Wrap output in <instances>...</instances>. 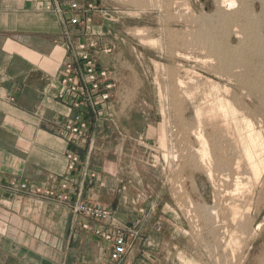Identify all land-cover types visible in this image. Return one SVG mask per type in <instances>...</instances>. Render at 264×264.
<instances>
[{"label": "rangeland", "instance_id": "obj_1", "mask_svg": "<svg viewBox=\"0 0 264 264\" xmlns=\"http://www.w3.org/2000/svg\"><path fill=\"white\" fill-rule=\"evenodd\" d=\"M236 1L225 11L221 0H96L102 12H95V28L115 46L116 88L112 115L101 123L108 128L95 141V165L102 171H95L89 202L110 208L119 225L137 230L126 263L264 264V167L257 183L244 160L238 171L225 162L218 167L222 143L212 133L209 174L193 134L196 109L213 84L239 109V125L251 120L264 135V0ZM234 11L247 14L249 25L237 17L228 26L222 41L232 49V63L217 74L220 66L208 58L199 35L215 16ZM237 177L249 204L238 205L230 224L223 218L234 212L220 206L217 194Z\"/></svg>", "mask_w": 264, "mask_h": 264}, {"label": "crops", "instance_id": "obj_2", "mask_svg": "<svg viewBox=\"0 0 264 264\" xmlns=\"http://www.w3.org/2000/svg\"><path fill=\"white\" fill-rule=\"evenodd\" d=\"M66 31L65 15L45 10L37 0H0V264L104 263L105 242L81 226L101 224L75 216L65 204L9 187L13 181L57 189L68 177L72 198L89 201L96 191V180L83 182L81 173L87 158L88 169L102 171L95 165V141L107 125H91L77 147L80 165L66 171L65 154L73 146L62 124L71 110L57 99ZM101 59L112 66L114 52ZM126 257L122 263L130 264Z\"/></svg>", "mask_w": 264, "mask_h": 264}, {"label": "built area", "instance_id": "obj_3", "mask_svg": "<svg viewBox=\"0 0 264 264\" xmlns=\"http://www.w3.org/2000/svg\"><path fill=\"white\" fill-rule=\"evenodd\" d=\"M45 10L65 15L67 31L65 47L68 50L59 68V92L57 99L71 114L62 124V134L73 146L65 154L66 171L72 173L81 163L77 150L87 140L91 125H100L112 115L116 80L111 66L103 63L102 57L114 52L115 46L108 36L96 30L92 15L99 9L96 0H37ZM89 141L88 151L92 150ZM89 158L82 170V181H93L97 173L88 169ZM2 179L0 177V184ZM9 187L25 191L42 200L65 204L75 216L94 220L101 225L92 227L86 221L82 228L88 229L105 242L104 263L121 264L134 248L138 232L134 226L116 221L113 211L99 204L72 198L74 189L68 177L62 178L59 187H30L25 182L11 181Z\"/></svg>", "mask_w": 264, "mask_h": 264}, {"label": "bare ground", "instance_id": "obj_4", "mask_svg": "<svg viewBox=\"0 0 264 264\" xmlns=\"http://www.w3.org/2000/svg\"><path fill=\"white\" fill-rule=\"evenodd\" d=\"M131 2L136 4L137 0H131ZM220 6L223 7L225 11L226 10H232L235 7H237V1L236 0H221ZM218 12H219V10H218ZM236 12L237 11L232 12L231 15L230 14L228 15V14L222 12V15L221 14H219V16L217 15L218 16L217 20H215L216 19V16H215V18L212 20V23H211L212 26H211L210 30L208 28L205 31L201 30L202 33H200V35H199L200 40H201L200 41L201 45L203 46L204 50L208 53V58L210 57V59H211V57H213L212 59L215 62L214 64L217 66H220V68H216L214 70V73H217V74L222 73L221 71L225 70L232 63V58H231L232 53H230L232 51V49L229 46H226L225 42H223L222 40H223V38H225L224 35L226 34V30L228 29V26L231 25L232 23L234 24V22H237L239 20L237 18V17H239V16H237L239 14H237ZM239 12L241 13L242 10ZM246 16H247V14H245V16H242L239 18H243V19H241V20H243L242 21L243 26L248 28L249 22L246 20L247 19ZM212 17H214V16H212ZM236 18L238 19L237 21H236ZM208 20H210V19H207V21ZM205 22H206V20H205ZM206 23L208 24V22H206ZM202 27H200V28H202ZM220 28H222V30H225L224 33L222 31H220V32L218 31V33L215 31V29H220ZM222 49H224V50H222ZM234 51H236V50H234ZM261 51H264V47L261 48ZM222 52H226V54L222 55ZM261 56L263 58L262 65H261L262 71H263L264 70V52L261 53ZM228 76H230V74H228ZM246 81L244 80V82H246ZM177 82H178V86L181 85V83H182L180 80L179 81L177 80ZM212 86H213V88L211 90L212 92L210 91L209 94H206L208 96H205L204 101H202V103H201L202 108L196 109L197 119L194 122L195 123V126H194L195 131L193 132V134H194V136H195V138L199 144V147H198L197 152H196V153H198L199 163H200V165H202L203 167H205L208 170L209 174L211 173L209 167H210V163L213 160V158L211 155V148H210V144H209L210 142L208 140V136L213 137V134H214V136H215L214 138H216V140L218 139V141H220L222 143L221 146L218 148V151H217L219 154L223 153V156L222 157L220 156L221 158H219V160H221V161L220 162L218 161L219 163L217 162L218 167L220 165L224 166V162H225V163H229L228 165L231 166L235 171H238L239 167L242 165V162L244 160L245 161L244 163L247 165V167H249L248 169H250L251 173L254 176V183L255 182L257 183L260 180L261 175L263 174L264 140L262 138H264L263 137L264 135H261L262 133L259 132V129H255V125L253 124V122H251V120L250 121L247 120L245 122V127L244 126L241 127L239 125V118H238V110L239 109L237 107H234L233 103L230 102L228 98L226 99L225 97L218 95V91L220 89L218 85L212 84ZM221 92H222V90H221ZM210 95H211V97H210ZM186 98L188 100H191L190 96L189 97L186 96ZM181 119L179 120V122L181 123L180 125H183L184 122ZM186 127H188V126H186ZM205 128H206V130H205ZM256 130H258V131H256ZM213 141H214V139H213ZM216 147H218V146H216ZM174 157L175 156H173V158ZM189 158H191V157H189ZM213 162H215V161H212V163ZM198 166L199 165H194V168L198 169ZM231 167H230V169H231ZM220 168H221V166H220ZM226 170L229 171L228 169H226ZM222 183H224L223 180H222ZM241 183L242 182H239V179L237 177V179L234 180V183L232 184L231 188H225V186H224L223 189L218 191V194H217V197H218L217 202H219V204H221L220 206L221 207L223 206L224 208H228L229 210L225 209L228 212H231V213L234 212L233 214H229V216L224 215V218L222 217L223 219L230 221L229 222L230 224H233L237 221L238 216L236 214L238 213L237 212L238 205L241 202H244L246 205L249 204L247 202L249 201L248 196L250 194L247 193V191H245L246 189H243L246 193L242 192L243 185L240 187ZM208 206H205V207L208 208ZM239 206H241V204ZM205 207H202L201 211ZM246 207L249 208L248 206H246ZM198 208H199V206H198ZM204 211H206V210H204Z\"/></svg>", "mask_w": 264, "mask_h": 264}]
</instances>
